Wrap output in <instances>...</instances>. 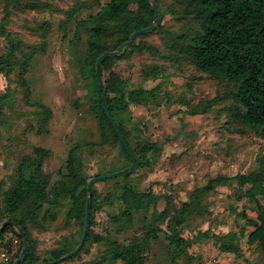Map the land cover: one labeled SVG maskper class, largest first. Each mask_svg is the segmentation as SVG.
<instances>
[{
	"label": "rangeland",
	"instance_id": "rangeland-1",
	"mask_svg": "<svg viewBox=\"0 0 264 264\" xmlns=\"http://www.w3.org/2000/svg\"><path fill=\"white\" fill-rule=\"evenodd\" d=\"M2 4L0 0V16ZM156 6L160 15L158 24L150 28L153 31L149 34L137 37L138 40L150 44V53L144 50L111 64L118 75L125 79L127 88H134L141 81H144L143 85H150V88L159 85V90L148 103L150 139L152 135H156V140L152 141L155 145L150 146V188H155L154 192L162 195V198L146 207L148 210L152 205L150 216L144 217L148 219L146 226L149 235L144 239L147 243L157 241L161 247L164 244L171 246L165 236L169 230H173L186 234V247L194 239L189 237L194 236V231L200 232L201 236L198 227L203 226L204 232L212 233L211 227L216 225L214 221L221 219L220 222L226 225L228 217L229 231L235 233V245L238 247L234 251L235 258L240 257L246 264H264L257 245L248 243L245 238L252 227L245 221L246 212L255 210L256 206V201H249L245 193L249 183L239 184L236 180H229L221 190L214 186L192 194L194 188L203 186L210 177L219 174L232 176L257 170L259 162L264 161V133L228 121L226 109L232 104L229 92L231 85L197 71L187 59L176 56V50L171 48L182 35L189 36L196 31V21L190 15L180 13L177 0H160ZM96 9L97 6L81 8L63 27H60L59 23L66 18L64 12H52L48 9L28 10L14 12L10 16L11 21L6 25V29L16 32L18 37L29 44L43 41L35 26L44 22L49 24L44 36L45 49L33 55L26 77L33 95L36 97L37 94L42 98L36 101L49 106L51 115L43 125L45 130L38 131L36 116L39 115L40 109L22 101L21 91L15 88L14 73L7 77L0 73V94L8 87L16 89L13 94L15 99L11 97L7 101L2 100L0 105V224L6 216L3 210V196L10 183L9 174L18 159L30 152L33 145L48 151L52 149L51 155L44 159L42 168L49 174V182L55 185H63L62 182L68 180L63 159L68 151L65 153V149L74 144L81 146L77 151L89 174H104L123 168L115 164V152L122 151L117 142L93 148L89 145L83 146L85 139L78 135L80 129L90 130L93 126V116L88 101L89 79L82 77L78 71L85 53L86 32L81 27L75 31V24L77 18L89 12H96ZM153 19L154 17L148 25L152 24ZM159 25L162 26L161 29H156ZM5 45L6 41L0 35V52ZM149 61L150 64H159L162 69L156 75L143 80L140 68L144 62ZM28 125H32V129L27 128ZM56 152L60 153L59 159ZM93 156H103L110 160L111 164L103 170L104 173L94 167L97 162ZM115 178H126V175L121 174ZM109 179L98 180L92 184L91 189L95 190L92 228L100 224V210H121L120 201L115 197V194H119L115 192L119 180L112 183V179ZM220 191L229 195L230 200L220 204L229 209L227 216L223 212L215 213V207L219 203L213 199V195ZM105 196H108L107 199H103ZM256 197L259 202L264 203L261 194ZM185 201L190 202L189 209L179 215L178 210ZM57 205L44 204L36 214V222L26 226L37 255L35 260L27 264H38L43 258L57 253L60 248L74 246L81 229L80 219L65 218L67 199ZM132 220L130 225L136 227L140 224ZM119 224L121 225V221ZM93 230L96 232V229ZM140 233L142 236L146 234ZM212 236H207L213 238L209 240L210 243L219 242V238ZM1 238L5 244L10 242L9 239L16 241L18 246L20 244L12 230L5 232ZM134 238L135 235L131 232L124 236L127 242ZM92 241V238H89L83 245L88 247ZM81 248L74 255L78 254ZM20 249L19 246L17 250ZM240 250L244 252L241 253ZM72 258L74 257H67L56 264L66 263Z\"/></svg>",
	"mask_w": 264,
	"mask_h": 264
},
{
	"label": "trees",
	"instance_id": "trees-1",
	"mask_svg": "<svg viewBox=\"0 0 264 264\" xmlns=\"http://www.w3.org/2000/svg\"><path fill=\"white\" fill-rule=\"evenodd\" d=\"M1 1L3 4L0 16V35L5 39L6 45L0 52V73L6 77L14 73L15 88L21 91L22 101L27 105H36L40 109L39 115L36 116V122L39 123L36 126L38 131L45 130L43 125L50 117L51 110L49 106L40 101H32L31 87L26 74L33 55L45 49L44 36L49 24L47 22L37 24L35 28L40 31L39 36L43 38V41H39L38 44H29L18 37L16 32L6 29V25L11 21L10 16L14 12L21 13L28 10L48 9L52 12H64L66 18L59 23L60 27H63L67 20L81 8L88 9L97 6L96 12H89L77 18L75 24V31L76 28L81 27L86 32L85 53L78 71L82 77L89 79L87 85L90 91L89 110L95 119L99 135L98 141H84L83 146L89 145L94 148L105 143L117 142L130 164L125 149L104 114L95 74V60L102 52L117 49V52L105 56L102 60L101 77L109 113L126 140L127 133L120 123V111L124 110L129 102H149V99L159 90V85L152 88L142 85L127 88L125 79L118 75L119 73L112 68L111 64L114 61L117 62L118 59H127L132 54L144 50L150 53V44L137 38L153 31L150 29L137 34L129 45H125L131 32L146 27L154 17L150 1L107 0L103 4L101 0H60L61 3L59 0L57 2L55 0ZM154 1L159 5L160 0ZM177 1L180 5V13L190 15L198 27L192 35H182L172 44L171 48L176 50V56L187 59L197 71L231 85L229 92L232 104L226 109L229 115L228 121L264 133V0ZM161 27L159 25L156 29H161ZM161 69L159 64L144 62L140 68L141 76L148 78L156 75ZM15 88L8 87L0 94V105L2 100L7 101L11 97L15 99L13 95ZM27 128L32 129V125H28ZM153 145L155 143L150 141V146ZM80 147L79 144H74L67 149L64 165L68 180L62 182L63 185L49 182L50 176L44 171L42 164L50 151L38 145H33L30 152L23 154L16 162L12 173L9 174L10 183L3 196V210L6 216L2 220H14L25 235L27 251L25 258L19 264H27L37 258L26 226L31 222H36V214L44 204L55 206L67 199L65 218L80 219L81 229L74 246L79 241L85 215L86 184L90 177L99 174L87 173L84 160L77 151ZM229 180H236L239 184H250L245 193L249 201H256V216L255 218L246 216L245 221L252 226L247 232L246 241L250 244L255 243L264 258V204L256 197L260 194L264 197V161L259 162L257 170L249 173H237L232 176L219 174L210 177L203 186L194 188L192 194L208 190ZM118 193L117 197L121 206L118 218L122 216L121 220L124 225L130 219V210L143 209L156 199L151 190L139 191L127 183L119 185ZM94 195L95 190L92 188L89 197V224L84 241L89 238L99 239V235L92 228L95 214ZM189 204V201L182 203L178 210L179 215L189 209ZM8 230H12L17 235L21 247L20 235L12 224L4 225L0 231V238ZM167 235L165 238H168L173 248L171 256L175 257L183 251L187 239L173 230H169ZM146 236H149L148 231L144 236L134 238L128 244L109 242L111 247L108 251L113 258L123 259L124 264H141L143 261L141 252L147 244L144 239ZM215 238H219V246L223 250L234 252L238 249L235 245L234 232L229 231L221 236L216 235ZM72 248L62 247L57 253L43 258L40 264L61 256ZM19 252L20 250H17L7 264H13V259L18 256Z\"/></svg>",
	"mask_w": 264,
	"mask_h": 264
},
{
	"label": "crops",
	"instance_id": "crops-1",
	"mask_svg": "<svg viewBox=\"0 0 264 264\" xmlns=\"http://www.w3.org/2000/svg\"><path fill=\"white\" fill-rule=\"evenodd\" d=\"M106 1L107 0H104L103 2H101V4L105 3ZM141 78L143 80H147L146 78ZM138 83L139 85H142L146 88L150 87V85H143L145 84L144 81ZM38 98L42 100V98L37 96V94L35 97L33 95V92H31V99H35L36 101L38 100ZM148 103L149 102H129L127 104V107L119 113L121 126L127 133V143L129 145V148L133 151L132 153L137 163H139L137 164L135 169L127 173L126 178H121L118 180L119 185L122 183H127L134 189L139 191H145V188H148L149 190L151 189L153 195L156 196L155 202L157 203V201L161 200L162 195L154 192L155 188H150V140L155 141L156 135H152L150 139V105ZM80 130L81 132H79L78 134L80 138L85 139V141H98L99 135L94 117L93 126L90 127V130H86L88 134H86V131H84L83 129ZM51 150L52 149L50 148V155ZM66 151L67 149H65V153ZM56 153L58 154L57 158L59 159L60 153ZM115 154L117 158L115 164L117 163L119 165V168L125 167L129 164L128 159L126 158V155L123 151L118 150L115 152ZM106 158L107 157L103 156L94 157V160L96 159L97 164L93 166L96 167V169H101V172H103V170L111 164L109 162L110 160H107ZM110 179H112V183L118 182V180H115V177H110ZM119 185L115 190L116 193L119 192ZM222 186H225V184L223 183L222 185H216L215 188L221 190ZM117 196L118 194H115V197ZM228 196L229 195L227 193L222 191L213 195V199L219 203L215 207V213L218 214V212H223L226 213V216L228 215L229 209L225 206L220 205L222 202L230 200ZM150 208L147 210L145 207L143 209L132 211L129 217L130 219L126 221L125 225L123 224V220H121L122 216L121 218H118V214L120 212L116 208L113 210H100V224L93 227L94 229H96L95 231L99 235V239L93 240L88 245V247L85 244L82 250H80L78 254L74 256V258L69 259L68 262H59L58 264H124L123 259H121L120 257L113 258L111 256L110 252L108 251L110 250L111 246L108 243L121 242L120 244H128L129 242H127V239H124V236L130 232L135 235V238H140L142 236L140 232L146 233L148 230V226H146L148 219L144 217L150 216ZM246 213L248 217L255 218L256 216L255 210L251 211L250 209ZM227 218L226 225L220 222L222 221L221 219H216L214 221L216 222V225L214 224V226L211 227L212 233L204 232L205 228L203 226L198 227L201 231V236L199 234L200 232L198 233L197 231H194L193 233L195 237L193 235L189 236L190 238L194 239H192L191 242L186 245L183 251L179 252V254L175 257L171 256V251L173 250L171 246H166L164 244V246L161 247V244L157 243V241H151L147 243L143 251L141 252L143 255V261L141 264H246L244 260H241L240 257L235 258V254L233 251L221 249L219 246V242L213 241L212 244L209 240L213 238L207 237L213 235L212 237L215 238L217 234L222 235L228 232L230 230V223L227 221ZM131 219H133L132 221L134 222H140V224L136 225V227H134V225H130ZM119 221H121V225L119 224ZM164 230L166 231V229ZM180 235L184 238H187L186 234L184 233ZM246 237L247 233L245 235V238ZM0 240L3 239L0 238ZM240 252L242 253L244 252V250H240Z\"/></svg>",
	"mask_w": 264,
	"mask_h": 264
},
{
	"label": "water",
	"instance_id": "water-1",
	"mask_svg": "<svg viewBox=\"0 0 264 264\" xmlns=\"http://www.w3.org/2000/svg\"><path fill=\"white\" fill-rule=\"evenodd\" d=\"M151 5H152V9L154 11V19L152 24L147 25L144 28H139L134 30L133 32H131V34L129 35V37L126 39L125 41V45H129L134 37L144 31H147L148 29H150L151 27H153L154 25H157L159 20H160V15L156 6V3L154 0H149ZM115 52H117V49L115 50H106L104 52H102L95 60V74H96V78H97V83H98V87L100 89V93H101V98H102V106H103V110H104V114L106 116V118L108 119V121L110 122L112 128L114 129L119 141L121 142L123 148L125 149L129 160H130V164H128L127 166L116 170V171H112V172H108V173H104V174H98V175H94L92 177L89 178V180L87 181L86 184V198H85V215H84V220H83V228H82V233L81 236L79 238V241L77 242L76 246L74 248H72L71 250H69L68 252H66L65 254L49 259L41 264H54L62 259H65L67 257H70L71 255H73L76 251L79 250V248L82 246L83 241L85 239L87 230H88V224H89V197H90V193H91V187L92 184L98 180H102V179H107L110 177H115L121 174H124L126 172H129L133 169L136 168L137 166V161L133 155V153L131 152L125 138L123 137L122 133L120 132V130L118 129V127L116 126L114 120L112 119L109 110H108V106H107V100H106V95H105V90L103 87V82H102V77H101V62L104 59L105 56L109 55V54H114ZM12 224L18 231L20 238H21V249L20 252L18 254V256H16L13 259V264H19L21 261H23V259L25 258L26 255V251H27V241L25 238V235L22 231V229L19 227V225L11 219H6L3 220L2 223L0 224V231L1 229L4 227L5 224Z\"/></svg>",
	"mask_w": 264,
	"mask_h": 264
},
{
	"label": "built area",
	"instance_id": "built-area-1",
	"mask_svg": "<svg viewBox=\"0 0 264 264\" xmlns=\"http://www.w3.org/2000/svg\"><path fill=\"white\" fill-rule=\"evenodd\" d=\"M12 239L8 244L0 240V264H7L17 251L18 245Z\"/></svg>",
	"mask_w": 264,
	"mask_h": 264
}]
</instances>
